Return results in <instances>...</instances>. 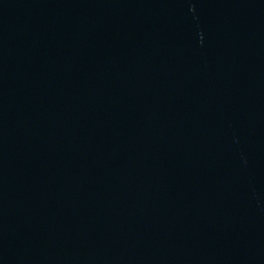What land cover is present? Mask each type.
Here are the masks:
<instances>
[{
	"label": "water",
	"instance_id": "95a60500",
	"mask_svg": "<svg viewBox=\"0 0 264 264\" xmlns=\"http://www.w3.org/2000/svg\"><path fill=\"white\" fill-rule=\"evenodd\" d=\"M0 264H264V0H0Z\"/></svg>",
	"mask_w": 264,
	"mask_h": 264
}]
</instances>
